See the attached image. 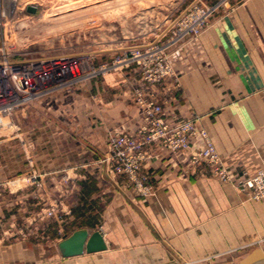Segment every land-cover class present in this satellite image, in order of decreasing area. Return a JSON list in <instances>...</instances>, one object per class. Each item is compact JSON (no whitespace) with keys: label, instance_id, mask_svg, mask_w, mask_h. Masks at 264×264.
I'll return each instance as SVG.
<instances>
[{"label":"crops","instance_id":"0c3cea01","mask_svg":"<svg viewBox=\"0 0 264 264\" xmlns=\"http://www.w3.org/2000/svg\"><path fill=\"white\" fill-rule=\"evenodd\" d=\"M240 1L215 12L196 38L172 46L175 78L154 86L169 123L198 115L197 127L234 181L218 179L203 159L192 161L205 145L196 133L187 148L144 146L140 172L152 188L142 195L114 160H104L111 132L132 134L144 122L133 95L140 70L99 75L77 84L76 93L62 88L28 106L22 134L48 177L63 170L78 175L67 227L99 228L107 248L62 256L56 243L71 231L46 244L6 234L22 218L35 224L37 205L31 185L1 188L0 264H235L264 239V197L252 199L237 185L264 166V0ZM26 160L17 138L0 139V179L26 174ZM86 211L103 227L91 226Z\"/></svg>","mask_w":264,"mask_h":264},{"label":"rangeland","instance_id":"374dc122","mask_svg":"<svg viewBox=\"0 0 264 264\" xmlns=\"http://www.w3.org/2000/svg\"><path fill=\"white\" fill-rule=\"evenodd\" d=\"M240 2V0H22L21 5L30 3L36 10L30 12L26 7L24 11L11 14L7 20L6 44L11 54L18 58H48L62 63L69 60L71 65L57 80L58 82H53L52 88L20 105L0 127V139L15 137L19 140L21 149L26 154L25 164L29 166L26 174L0 179V189L4 188L11 192L13 191L11 188L18 190L31 185L37 205L35 215H31V221L34 220L35 224L29 227L28 220L22 218L15 224L7 225L6 234L13 231L21 237L24 235L26 238L30 237L32 242L46 244L56 243V238L66 235L72 229L71 226L67 227L66 217L72 212L68 201H72L69 196L78 175L63 170L50 178L34 160L32 146L25 140L19 123L28 121L29 115L26 111L30 104L37 102L39 98L53 96L66 87L73 88L69 90L76 93L77 84L97 78L99 75L124 71L133 65L140 70L139 64L134 61L128 63L118 61L124 56L128 57V50L134 45L145 46L152 43L158 47L167 46L166 53L170 56L172 46H178L184 40L200 35L215 12L222 10L227 13ZM204 9L211 12L205 17L201 32L197 36L180 37L178 29L181 27L179 23L182 16L188 11ZM194 115L196 132L189 137L205 130L197 127L198 115L191 116ZM115 134L126 133L111 132L108 140ZM47 180L51 185L47 184ZM150 191L151 189L142 192V195H149ZM86 213L88 215L85 217L91 226L103 227L90 211ZM256 247L264 249V239L244 249L242 255Z\"/></svg>","mask_w":264,"mask_h":264},{"label":"built area","instance_id":"2783aa9c","mask_svg":"<svg viewBox=\"0 0 264 264\" xmlns=\"http://www.w3.org/2000/svg\"><path fill=\"white\" fill-rule=\"evenodd\" d=\"M29 5L33 4L21 5V0H0V127L16 108L52 88L53 82H58L71 65L69 60L62 63L48 58H18L11 54L6 44L7 20L11 14L24 11ZM209 12L208 9L186 12L180 19L178 35L197 36ZM166 47L152 43L134 45L129 48L128 57L118 60L125 63L134 61L140 66L142 83L133 89V95L136 104L142 108L144 122L132 134L111 135L110 150L104 160H114L115 170L126 174L140 192L151 189V185L145 182L147 176L140 172L141 163L146 157L144 146L160 141L174 150L187 148L189 135L196 132V115L175 123H169L161 115L162 102L155 98L154 86L165 78H175ZM200 133L205 145L192 154V161L203 158L210 165L214 176L232 183L233 177L211 139L205 130ZM237 185L252 199L264 197V166L253 174H244Z\"/></svg>","mask_w":264,"mask_h":264},{"label":"water","instance_id":"95a60500","mask_svg":"<svg viewBox=\"0 0 264 264\" xmlns=\"http://www.w3.org/2000/svg\"><path fill=\"white\" fill-rule=\"evenodd\" d=\"M35 10L34 5L27 6V11L34 12ZM56 247L62 256H71L104 250L107 248V243L100 229L89 231L86 227H79L58 240ZM257 260H261L260 264H264V249L260 247L252 249L235 264H251Z\"/></svg>","mask_w":264,"mask_h":264},{"label":"bare ground","instance_id":"6f19581e","mask_svg":"<svg viewBox=\"0 0 264 264\" xmlns=\"http://www.w3.org/2000/svg\"><path fill=\"white\" fill-rule=\"evenodd\" d=\"M22 1V0H21ZM260 262H262L261 260H257L255 262H252L251 264H260Z\"/></svg>","mask_w":264,"mask_h":264}]
</instances>
